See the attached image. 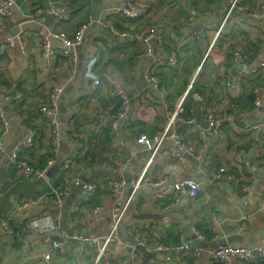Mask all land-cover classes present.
<instances>
[{
    "label": "built area",
    "instance_id": "1",
    "mask_svg": "<svg viewBox=\"0 0 264 264\" xmlns=\"http://www.w3.org/2000/svg\"><path fill=\"white\" fill-rule=\"evenodd\" d=\"M18 1L0 0V20L15 22L14 13L19 9ZM205 1L211 5L219 4L222 7L218 13L217 21L209 22L202 27L199 26V30H195L198 26L197 18L207 19V16L212 12L199 16L195 0H162L166 12L162 13L157 20H153L155 7L148 3V0H127L125 5L115 4L105 8L99 14L96 19L97 23L108 25L109 32L123 41L130 39V34L124 29L118 28V25L115 24L116 19L145 20L149 25L151 23V26L134 36V39L142 47L138 58L149 60L143 73V79L153 92L162 93L165 83L162 77L163 70L180 71L187 65L188 51L191 47L200 53L196 68L193 70L186 90L181 95L174 112L168 116L163 129L151 134L140 133L136 137L137 146L148 151L150 156L142 172L131 181L125 200L119 197L120 190L127 185L121 170V159L115 157L112 165L108 167L104 165L105 163H100L97 168L91 169L83 166L80 170L77 162L83 152L80 153L75 148L61 165L64 176L59 186H49L48 192L39 193L27 200L21 198L14 200L11 210L3 218H0V227L6 236L9 237L13 234L12 225L21 220L26 209L46 204V208L35 213L27 222L29 228L39 232L44 246L41 258L46 262H50L55 253L62 254L67 247L78 246L88 247L91 250L90 264H116V262L141 264L139 248L153 255H161L165 251L171 250L175 253L197 256L201 251L197 242L221 241L223 235L215 234L212 237H206L196 227L193 229L195 241L185 238L181 230L175 227L170 231L161 232L148 220H140L132 225H126L124 232L129 241L121 239V228L125 215L141 189L146 187L156 189L148 203L151 205L150 208L156 203L170 198L167 205L163 207V210L170 211L178 204L182 196L194 199L204 188L203 180L185 173V157H189L198 165L203 166L210 165L211 157L205 156L206 151L203 147L199 148L194 142L187 140L190 132L176 131L178 122L196 123L193 109L189 111L190 117L186 121L179 117V113L183 111L184 103L189 97L201 102H199L201 109L199 113L202 125H194L198 136L202 139L208 136L218 138L226 146L228 152H231V155L216 167L211 181L216 188L222 187L226 182H233L238 187L241 194V205L244 208L235 220L239 230L246 232L249 222L257 214L264 212V183L259 187H252L249 177L245 176L253 165L257 173L264 178V91L256 86L250 88L245 86L246 83L253 84L255 80L264 78V26L262 25L264 22V0L253 2L249 0ZM56 3H58L57 0L49 2L50 5ZM59 3L62 4V10L59 14L53 15V24L70 18L69 0H60ZM177 16L180 17L177 18ZM156 22L157 25H154ZM187 27L189 29L185 30ZM86 28L87 24H82L72 37H67L59 32L38 33L41 40L40 51L46 58L45 66L52 69L59 56L71 55L82 42ZM237 34L243 35V37L236 36ZM50 38L61 43L60 51L52 46ZM16 40L22 53L25 54L28 48L27 42L21 34L16 35ZM4 45L12 47L15 45V41L12 38H5ZM154 46L158 49L157 55L154 52ZM95 62L96 60L92 64ZM206 68L214 71L213 84L219 94L213 93V89L210 88L213 94L204 99L201 95L205 96L206 93L203 94L198 88H202V86H197L196 89L194 87L198 84L200 72ZM92 71L90 68L86 75L92 78L91 89H95L101 85L102 76H98ZM106 76L107 83L110 85V95L116 103V109L107 115V127L109 132H112L114 144L122 147L123 142L115 135L119 122L128 115L130 98L119 75L108 71ZM206 90L208 91V89ZM62 91L61 86H53L47 101L35 106L36 113L48 122L51 128L49 157L46 164L43 167H36L23 157L25 151L33 149L37 138L35 131L32 128H27L26 137L20 139L7 155V162L16 177L40 181L45 179L48 168L54 163L63 139L60 127L69 130L71 123V121L65 120L63 124H60L58 121V101ZM248 96H251L250 101H248ZM24 100L26 97L22 91L0 88V103H6L15 108L24 103ZM228 126L231 127L229 135L226 129ZM232 132L244 135L252 142L249 145L235 142L230 136ZM9 133L8 119L0 110V156L6 151ZM167 141L171 143L166 148L171 163L165 168L160 178L154 179L147 174V169ZM234 165L242 168V171H246L238 179L232 173L236 169L233 168ZM97 170L104 175V183L110 194L116 197L108 210L102 205L93 206L92 204L101 187L100 181L97 179L99 174L95 175ZM169 176L175 178L170 184H167ZM74 189L79 190L80 194L78 209L85 212L95 223L102 221L104 224L103 234H81L63 226L64 219L61 209ZM3 194V185L0 183V197ZM219 212L220 209H216L209 214L206 220L216 219ZM53 235H56L57 239L52 240ZM173 240L175 243H171ZM208 254L211 260L218 264H258L264 261V236L260 239V243L254 246L219 242L208 251ZM167 259L169 260V258ZM145 264L165 263L150 258Z\"/></svg>",
    "mask_w": 264,
    "mask_h": 264
},
{
    "label": "crops",
    "instance_id": "2",
    "mask_svg": "<svg viewBox=\"0 0 264 264\" xmlns=\"http://www.w3.org/2000/svg\"><path fill=\"white\" fill-rule=\"evenodd\" d=\"M50 1L52 0H19V9L14 13L15 22L0 20V88L22 91L24 97H26L24 103L15 108L6 103H0V110L8 119L10 131L7 137L6 151L0 156V183L4 189V194L0 197V218H3L11 210L15 199L27 200L39 193L48 192L49 186H59L64 176L61 165L75 148L80 153L83 152L77 162L80 170L83 166L91 169L97 168L100 163H105L104 165L107 167L111 166L113 159L116 157L121 159V170L122 174L125 175L127 164L132 159L136 160L134 168L129 174L131 181L134 180L142 172L150 156L148 151L137 146L135 143L136 137L140 133L151 134L163 129L168 116L174 112L181 95L185 92L190 76H192L191 74L199 60V51L194 50V47L189 48L187 65L180 71L163 70L164 88L161 94L155 93L142 79L149 60L138 58L142 47L134 39V36L145 31L147 27L151 26V23L149 25L148 21L145 20L116 19L117 25L130 34V39L123 41L109 32L108 25H99L96 21L105 8L112 7L115 4L125 5L127 0H69L70 18L56 24L52 23L53 15L61 12L62 4L59 3L60 0H57L58 3L50 5ZM195 1L199 16L212 12L207 16V19L197 18L196 23L198 26L195 30H199V26L202 27L209 22L214 23L217 21L221 5L216 3L211 5L205 0ZM249 1L253 2L255 0ZM148 3L155 7L153 20H157L162 13L166 12L162 0H148ZM179 17L177 16V18ZM82 24H87V28L84 31L80 45L73 50L71 55L59 56L53 68L48 69L45 66L46 58L40 51L41 40L38 33L59 32L67 37H72ZM154 25H157V22ZM188 29L189 27L185 30ZM17 34H21L28 44L25 54L22 53L16 40ZM240 37H243V35H240ZM5 38H12L15 45L12 47L4 45ZM50 39L52 40V46L60 51L61 43L58 40ZM154 52L157 55L158 49L155 46ZM95 60L96 62L92 64ZM90 68L94 74L102 76L101 85L95 89H91L92 78L86 75ZM108 71H113L120 76L130 98L128 115L119 122L115 135L123 142L122 147L114 144L112 132H109L107 127V115L116 109V103L110 95V85L107 83L106 73ZM213 72L210 68L201 71L197 81L198 84L194 87L196 89L197 86H202V88H198L203 94L206 93L205 96L201 95L204 99L209 98L214 92L219 94L213 84ZM55 85L63 88L58 106L62 102L65 110L63 121H71L70 129L66 130L60 127L63 139L54 163L48 168L45 179L30 181L23 177H16L12 167L7 162V155L20 139L26 137L27 128H32L37 138L33 149L25 151L23 157L36 167H43L49 157L48 148L51 128L48 122L36 113L35 106L37 107L47 101L50 89ZM245 86L247 88L256 86L264 91V78L255 80L253 84L246 83ZM210 88L213 89V93ZM192 102L194 105H192ZM199 102L191 97L186 99L184 109L179 113V117L186 121L190 117L189 111L193 109L196 123L178 122L176 131L190 132L187 140L194 142L199 148L203 147L206 151L205 156L211 157L208 166L198 165L189 157H185V173L203 180L205 182L204 188L198 197L194 199L182 196L178 204L170 211L163 210L170 198L160 201L150 208L151 205L148 203L151 201L156 189L143 188L133 199L121 228L122 240L125 237V226L132 225L140 220H148L161 232L170 231L175 227L181 230L183 236L189 240L190 238L185 231L193 233L195 227L206 237H212L215 234L223 235L221 241L199 242L201 246L198 245V247L201 251L197 256L175 253L171 250L161 254L169 258L168 261L172 264H218L211 260L208 251L219 242L231 245L254 246L259 244L260 239L264 236V212L257 214L249 222L246 232H241L235 221L240 211L244 210L241 205V194L238 187L233 182H226L220 188H216L212 184L211 178L216 167L226 157L230 156L231 152H228L220 139L213 136L202 139L195 132L194 125H202L199 113L201 102ZM59 116L61 118L60 114ZM236 119L240 121V119ZM226 129L229 135L231 127L228 126ZM230 136L233 137L232 140L235 142L244 145H249L252 142L250 138L235 132H232ZM170 144L169 141L165 142L164 147L156 154L147 169V174L154 179L160 178L165 168L171 163L166 149ZM84 155L86 160L82 166ZM92 156L95 158L93 161L94 166L90 167L87 163ZM250 162L252 163V160ZM233 168H236L232 173L237 179L246 172L242 171L243 169L237 165H234ZM79 169L77 168L78 171ZM98 173L99 170L95 171V175H98ZM245 176L249 177L252 187L256 188L264 183V178L257 173L253 165H251ZM174 178V176H169L167 184H170ZM97 179L100 181L99 185L101 187L93 201V206L102 205L108 210L113 205L116 197L110 194L104 183V175L99 173ZM129 188L126 185L124 189L120 190L119 197L122 200L126 199ZM79 195V190L74 189L66 199L61 209L62 218L64 219L63 226L68 230L77 231L81 234H103V222L95 223L85 212L78 209ZM46 206L44 204L41 207L26 209L21 220L12 225L13 234L9 237L0 227V264H90L91 250L88 247H67L62 254L55 253L50 262H46L41 258L44 246L39 232L29 228L27 222L35 213H39ZM157 206L158 209H156ZM216 209H220L217 218L206 220L209 214ZM144 215H149L150 218L146 219ZM54 239H57L56 235H53L52 240ZM139 254L141 264L149 260L144 261L147 254L140 251ZM116 264L121 263L116 262ZM258 264H264V261Z\"/></svg>",
    "mask_w": 264,
    "mask_h": 264
},
{
    "label": "water",
    "instance_id": "3",
    "mask_svg": "<svg viewBox=\"0 0 264 264\" xmlns=\"http://www.w3.org/2000/svg\"><path fill=\"white\" fill-rule=\"evenodd\" d=\"M263 25H264V22L262 23ZM50 43H52V40L50 39ZM142 78V77H141ZM143 79V78H142ZM64 107H63V105H62V102H60V104H59V106H58V110H57V112H58V121H59V123L60 124H62L64 121ZM59 114L61 115V118H60V116H59ZM63 118V119H62ZM135 162H136V160H134V159H132L128 164H127V166H126V168H125V170H126V173H125V175L123 174V176H124V180H125V182H126V184L128 185V187H130L131 185H130V183H131V179L129 178V174L131 173V170L134 168V165H135ZM83 181H85V179H83ZM128 196V195H127ZM144 218H146V219H149L150 218V216L149 215H144ZM190 230V229H189ZM186 232V234L188 235V237L191 239V240H193V241H195V235L192 233V232H189L188 233V231L186 230L185 231ZM124 240H128L129 241V239L128 238H126V237H124L123 238ZM197 245H199V246H201V243L199 244V242H197ZM139 250H140V252H142L143 254H147L146 256H145V259H144V261L145 260H147V259H150V258H155V259H157V260H160V261H162V262H165V264H172V263H170V261H168V259L165 257V256H163V255H159V254H155V255H153V254H150V253H146L143 249H141V248H139ZM142 264H145V263H142Z\"/></svg>",
    "mask_w": 264,
    "mask_h": 264
},
{
    "label": "trees",
    "instance_id": "4",
    "mask_svg": "<svg viewBox=\"0 0 264 264\" xmlns=\"http://www.w3.org/2000/svg\"><path fill=\"white\" fill-rule=\"evenodd\" d=\"M115 24L117 25V20H115ZM118 28H121L120 26H118ZM251 100V96H248V101H250ZM192 105H194V103L192 102ZM94 156H92L91 158H90V160H89V162L87 163L90 167H93L94 166V164H93V161H94ZM86 160V157L85 158H83L82 159V166H83V163H84V161ZM99 174V173H98ZM94 201V200H93ZM93 201H92V204H93ZM198 229V228H197ZM199 230V229H198ZM171 243H175V241L173 240Z\"/></svg>",
    "mask_w": 264,
    "mask_h": 264
}]
</instances>
